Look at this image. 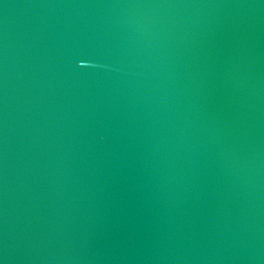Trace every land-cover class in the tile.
Here are the masks:
<instances>
[{
    "label": "water",
    "instance_id": "obj_1",
    "mask_svg": "<svg viewBox=\"0 0 264 264\" xmlns=\"http://www.w3.org/2000/svg\"><path fill=\"white\" fill-rule=\"evenodd\" d=\"M0 264H264V0H0Z\"/></svg>",
    "mask_w": 264,
    "mask_h": 264
}]
</instances>
